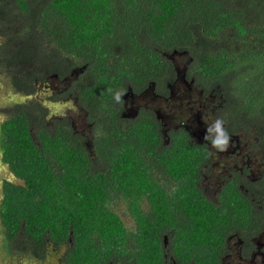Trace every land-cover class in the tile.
Segmentation results:
<instances>
[{
    "label": "trees",
    "instance_id": "1",
    "mask_svg": "<svg viewBox=\"0 0 264 264\" xmlns=\"http://www.w3.org/2000/svg\"><path fill=\"white\" fill-rule=\"evenodd\" d=\"M0 75L22 97L53 82L91 127L48 118L34 98L0 122L17 180L1 184L4 252L22 240L35 255L61 247L60 264H223L227 237L262 228L264 0H0ZM170 80L225 121L228 154L215 159L205 123L161 120L153 90ZM237 143L245 163L224 176ZM214 173L217 203L198 184Z\"/></svg>",
    "mask_w": 264,
    "mask_h": 264
},
{
    "label": "rangeland",
    "instance_id": "2",
    "mask_svg": "<svg viewBox=\"0 0 264 264\" xmlns=\"http://www.w3.org/2000/svg\"><path fill=\"white\" fill-rule=\"evenodd\" d=\"M48 84L49 85H45L43 87L39 86L37 91L30 94L28 97H22L19 94H15L12 88L9 86L6 77L4 78L3 75H0V122L5 117H7L9 113L13 112L16 109L17 104H20V102L28 101L34 98L40 101L41 104H43L49 109L48 118L50 117H55V119L61 118L62 121L66 118H71V120L74 121L75 128L82 130L90 129L91 128L90 124H84V121L81 119V114L79 113V109L76 108L74 100L69 97H62L60 89H57V87L53 82ZM168 100L169 101L167 105L159 102L158 103L159 107H157V109L160 111L166 109L167 113L171 112V116L173 117V119L178 118L182 122L189 124L191 128H194L196 125H201L203 123H205L208 127L212 123L210 119L202 118V116L199 114L200 113L199 107L196 103H195L196 109L191 104L190 106L187 107V109H185L184 106L183 107L181 106L177 94L170 96ZM171 116L170 118H172ZM233 148L238 149V151H235V153L238 156H241L247 152L240 143L235 144ZM251 159H254V157L251 156ZM251 175L254 178H256V174L252 173ZM219 178L220 177L216 173H214V177H211L210 187L212 189L216 190L221 185V183L218 182ZM4 179L17 182L14 176L9 172L7 167L0 160V202L2 199L1 184ZM114 203L116 204V206H114L116 212L122 213L123 210L126 209V203L124 201L114 202ZM123 219L125 223L133 226V221L131 217L128 216V214ZM2 238H3V233H1L0 231V264H60L61 263V257L63 254L62 252L63 250L61 247L58 246L54 247L53 245L51 246L47 244L45 246L44 252H40L38 255H35L28 248H26L25 241L21 240L20 242L15 243L12 251L6 253L4 252L5 250L4 247L2 246L3 245ZM164 249L166 250L167 254H169L170 252L169 247L166 246V248ZM171 256H172L171 254L166 256L168 258L167 263L170 262Z\"/></svg>",
    "mask_w": 264,
    "mask_h": 264
},
{
    "label": "flooded vegetation",
    "instance_id": "3",
    "mask_svg": "<svg viewBox=\"0 0 264 264\" xmlns=\"http://www.w3.org/2000/svg\"><path fill=\"white\" fill-rule=\"evenodd\" d=\"M176 56L177 58L172 57L173 65H175V67L183 66V70H184V52L177 53ZM166 81H164V83ZM182 81H184V74L182 75ZM170 83H171V87L168 90H164L163 88H160L158 91H156L155 89L153 90L154 96H155L153 100L154 102H156V106H153L152 108L157 111L158 115L161 117V120H163V122L164 120L166 121L164 123H170L168 121L169 120L174 121V119L171 116V112L167 113L166 109L162 111L157 109V107H159L158 106L159 102L167 105L169 101L168 100L169 97L174 94H177L179 97L181 106L182 107L184 106L185 109H187V107L190 106V104L193 106L197 104L198 107L200 108V106H202V100H203L200 97V95H198L197 93L192 94V89H193L192 87H186L184 86V83L182 82H179L178 84L175 82H171V80L168 81L167 84H170ZM191 95H195L196 98L194 99L190 98ZM188 97H189V102H187ZM69 98L73 99L75 102V106H77L76 99L73 97H69ZM202 108H205V107H202ZM125 109L126 111L122 110V114L125 117H129V115L135 114V112L132 111V107L126 106ZM201 109H199V111ZM199 114L202 116L201 113ZM170 116L172 118H170ZM202 118H207V117L202 116ZM176 120H178L180 123L182 122L178 118H176ZM76 130L79 131L80 133H83L82 129H76ZM228 150H231L230 146L224 152H217V156L215 159L219 158L223 154H228ZM233 150L235 149L232 148V153L229 154L230 156H227V158L225 157L224 159H222L223 163H222V168H221L220 173L224 176H228V174L233 172L232 166L234 167V170H236V169H239L240 166L245 163L246 158H243V156H238ZM198 184L200 188H202V191L207 196V198H209L214 203L219 202L217 198V194H218L220 187L216 190L212 189L210 187L211 186L210 181H204V180L200 181ZM165 239H166V236L164 238V245L166 246L169 242L166 241ZM221 262L223 264H264V223H263L262 228L259 230V232L255 236H251V233H244L241 237V236L236 235V233H234L230 235L229 237H227L226 252L221 257ZM168 264H177V263L175 262V260L171 259V261Z\"/></svg>",
    "mask_w": 264,
    "mask_h": 264
},
{
    "label": "clouds",
    "instance_id": "4",
    "mask_svg": "<svg viewBox=\"0 0 264 264\" xmlns=\"http://www.w3.org/2000/svg\"><path fill=\"white\" fill-rule=\"evenodd\" d=\"M109 92H112L109 89ZM125 94L124 90H119L114 94V100L116 102H122V96ZM225 121L222 118H216L207 128L203 140L211 145L217 152H224L227 150L230 144V134L224 127ZM209 155H212L209 152Z\"/></svg>",
    "mask_w": 264,
    "mask_h": 264
}]
</instances>
